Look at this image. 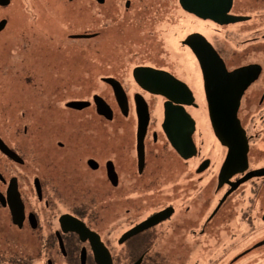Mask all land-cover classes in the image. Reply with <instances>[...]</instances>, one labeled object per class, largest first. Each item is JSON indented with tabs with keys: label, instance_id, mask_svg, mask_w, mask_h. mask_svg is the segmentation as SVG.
Segmentation results:
<instances>
[{
	"label": "flooded vegetation",
	"instance_id": "obj_1",
	"mask_svg": "<svg viewBox=\"0 0 264 264\" xmlns=\"http://www.w3.org/2000/svg\"><path fill=\"white\" fill-rule=\"evenodd\" d=\"M141 3L144 0H0V40L18 42V60L25 64L34 60L31 63L34 67L38 57L30 58L43 44H66L87 49L97 42L109 46L117 44L111 41H129L139 27L138 21L137 24H116L114 19L117 13H134ZM178 6L199 23L195 31L181 41L193 59L192 71L180 74L166 67L140 65L130 75L121 73L120 77H101V92H96L95 84L86 81V87L92 93L70 99L64 105L72 113L92 110L93 117L104 125L120 114L124 120H132L131 133L120 128L115 136L101 133V137L95 135L92 138L90 133L72 132L66 138L56 127L53 136L49 137L46 136L49 134L47 126L45 133L34 136L27 124L33 119V114L29 112V116L28 111H23L21 116L26 124L22 131V148L12 146L0 134V145L4 144L8 149L0 148V161L26 168L29 163L26 154L29 136L37 142L39 157L36 161L41 162L40 159L44 158L40 165L42 176L28 178V194L21 176L6 174L0 169V211L5 217H0V246L4 245L0 249V264H101L98 260L107 262L106 254L97 253L103 247L109 252L113 264H124L125 257L129 258L126 264H135L141 258V264L145 259L154 264L149 254L155 250L156 231L162 225L170 236L180 237L176 243L175 240L170 241L169 246L172 250H180L183 258L197 248L203 253L205 247L212 254L208 255L205 264H264V24L254 31L236 30L237 26L250 22L251 17L234 13V0L228 15L245 17L246 21L220 24L188 12L180 0ZM65 17L71 24L68 28L60 24ZM2 22H5L3 28ZM20 29L22 32L14 37ZM220 35H224L223 41L217 44ZM191 36L194 38L189 40V44ZM5 49V52L0 49V75L15 79L21 71L16 59L12 58L14 51L8 47ZM219 61L223 62L224 68H219ZM206 65H217L218 68L211 70L205 68ZM247 67L252 68L246 72ZM32 70L27 71L31 74ZM244 84L248 85L240 98L237 118L247 144V162L244 172L235 173L237 157L233 156L231 133L223 132L221 123L225 117L219 108L231 110L236 103L231 89ZM106 93L113 96L116 110ZM54 96H48L45 106L51 105ZM102 101L111 113L104 109ZM76 102L88 105L83 109L68 106ZM210 107L219 110L213 120ZM166 108L170 112H182L172 118L174 125L166 118ZM60 117L57 112L58 121L50 120L47 124H59ZM223 124L226 127L230 125L228 122ZM216 127H221L228 145L221 141ZM172 138L180 141L181 152L174 147ZM44 141L47 149L43 146ZM117 146L121 153L113 156L112 150ZM70 150L76 156L71 158L76 174L71 185L79 187L77 183L81 184V176L85 174L96 184H104L111 191L118 192L117 204L125 205L121 218L114 219V224L110 223L111 227L120 229L113 241L99 229L106 223L103 218H98L102 215L91 212L89 205L96 204L97 200L90 194L76 198L70 193L74 197L72 202L82 200L81 205L71 204L70 210L56 212L58 205L62 204L58 198V195H63L59 187L71 185L61 181V185L51 187L52 182L45 173L57 167L58 152L63 154ZM161 150L170 156L165 167L150 166L151 155ZM123 152L129 158L127 167L124 166L127 160H123ZM226 163L228 170L224 172ZM158 167L166 169L164 172L171 182L173 177L177 179L176 173L179 174V181L168 184L169 196L175 195L174 185L179 186L180 196L154 211L155 170ZM47 188L52 191L48 193ZM51 193L57 196H50ZM148 204L151 205L150 213H147ZM167 210L169 215L157 225L124 239L128 232ZM237 220L245 226L239 237L233 231ZM223 227L229 231L231 244L221 254H214L218 253L219 234L224 231ZM172 261L168 259L166 264H172ZM194 264L201 263L197 260Z\"/></svg>",
	"mask_w": 264,
	"mask_h": 264
},
{
	"label": "rangeland",
	"instance_id": "obj_2",
	"mask_svg": "<svg viewBox=\"0 0 264 264\" xmlns=\"http://www.w3.org/2000/svg\"><path fill=\"white\" fill-rule=\"evenodd\" d=\"M144 3L139 4L134 13H117V17L114 19L116 20V24H137L136 21H138L139 27L129 41H111L112 43L117 42V44L109 46L97 42L89 45L87 49L78 48L77 46L68 47L66 44H43L41 49L38 47L34 50V57L32 59L30 58V60H33L38 57L34 67L31 65L34 60L32 62L29 61V64L28 61L25 64L24 61L20 62L18 60L19 50L16 45L18 42L0 40V49H3L5 52L7 51L5 48L8 47L11 51H14L12 58L16 59L18 70L21 71L19 76H16L15 79L0 75V134L6 138L12 146L17 149L22 148V131L26 124L21 116L23 111H28V114L29 112L33 114V116H31L33 119L29 120L27 124L30 128V132L34 136L45 133L47 126L49 134L46 136L49 137L53 136L56 127H58L61 134L66 135V138L70 137L72 132L82 133L84 135L90 133L92 134V138H94L95 135L101 137V133H105L107 136H115L120 128H122L123 132L131 133L133 130V126L131 125L133 124L132 120L126 121L120 114H116L112 122H105L106 125H104L98 118L93 117L94 112L92 110H87L83 113H72L71 111H67L64 105L70 99L85 97L92 93L91 91L89 92V89L86 87V81L88 84L89 82H91V85L95 84L93 88L96 92H101V77H120V75H122L121 73H124V75L129 73L130 75L132 70L140 65L166 67L180 74H183L184 71H192L194 69L193 59L187 54L181 41L187 34L195 31L199 23H197L192 16L185 14L179 8L178 0H144ZM263 11L264 0H234L233 12L251 17L250 22L237 26L236 30H258L261 24H264ZM2 15H4V13H2ZM118 15L120 16L118 17ZM94 17L95 16H93V18ZM67 18H63L60 24H64L68 28L71 24H68ZM193 21L196 22V25ZM248 24L252 25L249 26ZM92 26L99 29L98 25L93 24ZM19 32H22L21 29L16 31L14 37L18 36ZM223 36L220 35L218 37L217 44L223 41ZM0 53L2 52L0 51ZM8 63L9 61L7 60V64ZM3 66H5L4 62ZM29 69H33L31 74L27 71ZM53 79H55V81H53ZM33 83L39 85H33ZM131 91H133V89H131ZM50 95H55L53 102L50 106H45V101L47 98H50L48 97ZM106 95L107 97L110 96L109 93H106ZM110 97V103L116 110L113 96L111 95ZM154 111L155 116H157V109L155 107ZM57 112L61 115L59 118L60 123L47 124L50 120L58 121L56 118ZM198 113H201L200 109ZM42 117L49 119H42ZM27 144L28 149L26 150V154L29 163L26 168H20L2 160L0 161V169L6 174L10 172L11 174L21 176L26 193L28 194L30 188V184H27L28 178L34 175L42 176L40 165L44 163V158L40 159L41 162L36 161L39 155L35 139L29 136ZM44 144L45 141L43 146L47 149L46 144ZM116 148L112 150L113 156L121 153L118 146ZM70 151L72 153L65 152L62 154L58 152L60 156H58L59 163L56 165L57 167L54 169L51 168L45 173L48 180L52 182L51 187L55 184L61 185V181L69 182L68 185L74 182L76 174L73 172L74 166L71 158L76 156L73 154V150ZM122 156H124L123 160H127L124 162V166H129V158L126 157L124 152ZM169 158V154L167 155L165 151L161 150L158 154L155 155L154 153L151 155L149 161L150 166L154 168L157 165L165 167V161ZM75 162H77V160ZM162 167H158L157 170H155L157 178L156 187L154 189L155 193L153 195L154 211L164 208L170 201H175V198L180 196L178 193L180 191L179 186L174 185L173 190L175 191V195L170 197L169 193L171 192H169L170 189L168 184L179 181V174L176 173L177 179L173 177V182H171V178L167 175V172H164L166 169ZM81 180V184L75 181L79 187H73L72 185L70 187H59L63 193L62 196L58 195V198L60 197V200H62V204L58 205L56 212L61 213L70 210L72 208L71 204L75 206L81 205L80 202H82V200L72 202L74 200L73 196L76 198H84L90 194L92 198L97 200L96 204L89 205L91 212L93 214L102 215V217L100 216L98 218H103L106 223L105 226L99 229L104 230L103 232H106L107 238L113 241L117 238L120 229H116L115 226L111 227L110 223L114 224V219L121 218L125 207V205H118L116 202L119 193L111 191L112 189L104 184H96L94 179L89 178L87 175L85 176V174H82ZM47 190L48 193L52 191L51 188H47ZM70 193H73V196L69 195ZM51 195L52 193L50 196ZM85 202L90 203L88 201ZM150 206V204L146 205L147 213L151 212L149 210ZM0 217L3 219L5 218L1 211ZM123 229L126 228L124 227ZM233 229L235 236L239 237L244 231L245 226L237 220ZM221 232L218 240V253L214 254H221L223 249L228 248L231 244L228 229L225 228L224 231ZM156 233L155 250L149 254L151 260H154V264H166L168 259L173 260L172 264H194L197 260L199 263L205 264L209 257L208 255H212L208 253L209 251H207V248L203 247V253L197 248L194 251L190 250V252L187 253L188 257L183 258L180 250H177V248L172 250L169 246L170 241L175 240L176 243L180 237L176 235L170 236L166 232L165 225L157 228ZM186 238L193 240V238L189 236ZM214 247H217V244ZM3 248L4 245L1 244L0 249ZM124 254L128 256L127 253ZM179 255H181V258L178 257ZM128 262L129 258L125 257L124 264ZM144 264H150L148 259H145Z\"/></svg>",
	"mask_w": 264,
	"mask_h": 264
},
{
	"label": "water",
	"instance_id": "obj_3",
	"mask_svg": "<svg viewBox=\"0 0 264 264\" xmlns=\"http://www.w3.org/2000/svg\"><path fill=\"white\" fill-rule=\"evenodd\" d=\"M180 1H181L182 6L184 7V9L187 10L188 12L193 13V14L199 16V17L213 19L214 21L219 22L220 24L237 23V22H241V21H246L247 20V18H245V17H238V16H230V15H228L230 9L232 8L233 0H180ZM4 25H5V22H2L1 23V28H3ZM193 38H194L193 36L189 37L187 43H189L190 42L189 40H191ZM219 63L221 64V67H219V68H224L223 62L219 61ZM205 68L214 70L215 68L217 69L218 66L217 65H215V66H213V65L207 66L206 65ZM249 68H252V67L245 68L246 72L249 71ZM242 70H244V69H242ZM247 85L248 84H244L242 87H238L235 90L231 89V92L233 91L232 95H235V98H236L235 106H232L231 110L227 109V108H223V109L219 108V109H221L223 111V115L225 117L224 120L221 123V126L224 127V129H223L224 131L223 132L231 133V148H233V150L235 151L233 156L237 157V161L235 162V164L237 163L236 164V167H237L236 171H234L235 173L244 172V169L246 167V162H247L246 161V152H247V146L246 145L247 144H246V140H245V137H244V134H243L244 132H243V130H242L241 126H240V122H239V120L237 118L239 101H240V98H241L244 90L246 89ZM152 92L161 93L162 95H167L164 92H156V91H152ZM231 100H233V99L231 98ZM101 103H102V105H104V109L111 113V110L108 107V105L105 104L104 101H102ZM87 105H88L87 103H79V102L68 104L69 107L74 108V109H83ZM102 105L99 104V106H102ZM218 111H219L218 108L210 107V113H211L212 120L215 118V116H217ZM181 113L182 112L179 111V110L170 112L169 109L166 108V118H167V120L170 119V124L171 125H174V122L172 121V118H174L175 116L178 117V115H180ZM225 122H228L230 125L228 127H226V125L223 124ZM216 129H217V134L220 137L221 141L224 144H227V143H225V141H227L226 137L224 135H222V133H221V130H222L221 127H219L220 131H219V129L217 127H216ZM175 135L176 134H171V136H175ZM172 143H173L174 147L179 152H181L180 141L175 139V138H172ZM1 144H3V143L1 142ZM3 145H0V148H2L3 150H8ZM242 161H244L243 164H241ZM242 166H243V168H241ZM227 170H228V166H227V163H226V165L224 167V172H227ZM242 181H244V180H242ZM167 214L169 215L168 210L155 215L153 218L149 219L146 223H144V224L136 227L135 229L131 230L130 232H128L124 236V239H128V238L140 233L141 231H143V230H145V229H147L149 227L157 225L159 222H161L162 220H164L167 217L166 216ZM101 252L106 254L107 262L106 261L100 262V260H98L99 263H101V264H113L109 252H107V250L104 247H103L102 251H97V253H99V254ZM142 260H143V258H141L135 264H141Z\"/></svg>",
	"mask_w": 264,
	"mask_h": 264
}]
</instances>
